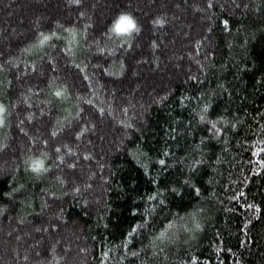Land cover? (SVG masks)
<instances>
[{
    "label": "trees",
    "instance_id": "1",
    "mask_svg": "<svg viewBox=\"0 0 264 264\" xmlns=\"http://www.w3.org/2000/svg\"><path fill=\"white\" fill-rule=\"evenodd\" d=\"M211 5L0 0V264H264V0Z\"/></svg>",
    "mask_w": 264,
    "mask_h": 264
},
{
    "label": "snow or ice",
    "instance_id": "2",
    "mask_svg": "<svg viewBox=\"0 0 264 264\" xmlns=\"http://www.w3.org/2000/svg\"><path fill=\"white\" fill-rule=\"evenodd\" d=\"M72 3H75L79 5L81 3V0H71ZM211 0H209V7H211ZM84 13H81L83 15ZM157 23H160L161 21L157 20ZM224 24L227 25L228 21L225 20ZM106 32L111 35L115 36L120 39H126L130 37L134 32L139 31V26L134 19V17L128 13L127 11H120L115 13L108 21V24L105 25ZM47 36H43L40 43H43L45 40H47ZM56 95L59 96L61 93L59 91L56 92ZM207 107V106H205ZM4 111L3 105H0V113ZM203 119V117H201ZM0 123H2V118H0ZM23 130V129H22ZM55 135V133H53ZM59 149H57V152ZM264 163V161H261ZM161 164L164 163L163 160L160 161ZM34 171L41 172V171H47V168L44 166V163L40 159H36L31 161L29 165ZM151 198V197H150ZM106 255V253H105ZM195 259V258H194Z\"/></svg>",
    "mask_w": 264,
    "mask_h": 264
}]
</instances>
